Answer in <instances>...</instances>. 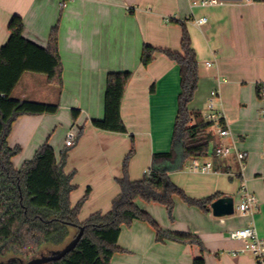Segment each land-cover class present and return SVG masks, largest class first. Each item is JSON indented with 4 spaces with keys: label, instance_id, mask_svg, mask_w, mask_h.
Instances as JSON below:
<instances>
[{
    "label": "crops",
    "instance_id": "0c3cea01",
    "mask_svg": "<svg viewBox=\"0 0 264 264\" xmlns=\"http://www.w3.org/2000/svg\"><path fill=\"white\" fill-rule=\"evenodd\" d=\"M202 1L210 0H0V46L8 41L9 24L16 15L23 18L24 37L44 48L52 30L58 28L62 86L50 83L45 74L26 72L12 96L58 104L59 109L53 114L19 116L8 144L21 148L12 158L16 169L45 143L54 148L58 161L69 149L65 171L74 173L72 205L88 193L79 212L81 222L95 212L111 210L121 191L118 179L123 177L132 137L135 153L128 174L134 181L148 172L155 153L171 148L181 91L179 66L163 53L144 66L141 55L146 44L181 49L183 28L172 19L185 23L199 62L191 111L207 121L208 100L217 90L216 109L231 134L221 137L211 122L212 147L235 144L247 152L242 176L236 175L239 168L233 155L217 158L212 152L201 161H211L218 172L190 170L189 161L169 177L192 198L219 192L233 197L235 205L243 200L244 181L257 197L254 214L217 217L211 205L204 211L176 195L170 216L165 205L137 199L138 207L162 229L198 236L204 251L198 245L158 241L150 222L134 219L122 226L110 264H193L201 255L206 264H258L251 252L241 251L245 240L233 239L229 232L254 227L264 240V2L211 0L213 4L204 5ZM201 17L207 18L203 25L196 22ZM124 71L132 72L121 104L127 132L97 128L92 121L105 114L107 75ZM74 109L79 110L77 118ZM69 132L75 134L70 146L66 143Z\"/></svg>",
    "mask_w": 264,
    "mask_h": 264
},
{
    "label": "trees",
    "instance_id": "16d2710c",
    "mask_svg": "<svg viewBox=\"0 0 264 264\" xmlns=\"http://www.w3.org/2000/svg\"><path fill=\"white\" fill-rule=\"evenodd\" d=\"M172 21L180 23L183 28L181 49L175 51L146 44L141 55L144 66H148L157 53L165 54L179 66L181 91L171 148L167 152L155 153L148 172L142 179L134 181L128 174L129 161L135 153L132 137L131 150L123 163V177L118 179L121 191L114 198L111 210L95 212L81 222L79 212L88 193L75 206L72 205L70 195L75 189L72 182L74 173L65 171L69 149L61 153L58 161L54 148L45 143L19 169L13 166L12 158L21 151L19 146L8 144L13 122L21 115L53 114L59 109L58 104L16 99L12 96L14 88L26 72L45 74L50 83L61 87L63 68L57 26L44 48L24 37L21 16L12 18L10 37L5 45L0 46V264H23V259H30L44 246L64 244L72 229L78 232L81 227L85 231L77 247L60 261L49 264H110L118 250L122 226L129 225L134 219L150 222L156 229L158 241L169 239L198 245L204 251L198 236L162 229L136 203L137 199L161 203L172 216L176 195L204 211H208L212 202L223 195L218 192L200 199L192 198L169 177L170 172L184 169L191 159L208 157L213 152V135L208 131L212 123L204 121L199 113L190 109L200 78L197 54L185 23L178 19ZM131 77L130 71L107 75L105 114L103 119L92 121L95 127L127 132L121 116V104ZM257 92L261 96L259 86ZM78 114L79 110L74 109V118ZM81 134L82 130L77 139ZM9 255L8 260H2ZM193 264H206V260L201 255L194 259Z\"/></svg>",
    "mask_w": 264,
    "mask_h": 264
},
{
    "label": "built area",
    "instance_id": "2783aa9c",
    "mask_svg": "<svg viewBox=\"0 0 264 264\" xmlns=\"http://www.w3.org/2000/svg\"><path fill=\"white\" fill-rule=\"evenodd\" d=\"M202 4H213V1H202ZM63 5V3H62ZM199 25H203L207 22L206 17H201L196 20ZM207 66H211V62H206ZM218 91L213 90L210 94L208 100V110L209 113L206 115V120L208 122H212L216 125L217 131L221 137L229 136L230 130L228 127H225L221 124V117L216 109V99L218 98ZM75 138V134L73 132L68 133L67 145H72ZM213 154L217 158H227L229 156H234L237 163L239 172L236 175L243 174L246 168V158L247 152L238 149L235 144L226 145L223 143H218L213 147ZM207 157H196L190 160L187 168L190 170L198 171L201 173H210V172H218L219 170L216 169L211 161L203 160L202 159ZM242 192H243V200L235 205V212H240L242 214H254V211L257 207V197L255 194L250 193L246 188V182L242 181ZM229 236L233 239H240L245 240L246 244L244 248L241 250L242 252L249 251L251 252L258 264H264V240H262L257 230L254 227H246L237 230H232L229 232Z\"/></svg>",
    "mask_w": 264,
    "mask_h": 264
},
{
    "label": "water",
    "instance_id": "95a60500",
    "mask_svg": "<svg viewBox=\"0 0 264 264\" xmlns=\"http://www.w3.org/2000/svg\"><path fill=\"white\" fill-rule=\"evenodd\" d=\"M212 212L217 217L232 215L235 213V201L231 196H223L211 204ZM85 228L81 227L77 234L67 242L62 248L51 250L49 254H42L39 257L30 259L23 264H49L55 261H60L73 251L84 235Z\"/></svg>",
    "mask_w": 264,
    "mask_h": 264
},
{
    "label": "rangeland",
    "instance_id": "374dc122",
    "mask_svg": "<svg viewBox=\"0 0 264 264\" xmlns=\"http://www.w3.org/2000/svg\"><path fill=\"white\" fill-rule=\"evenodd\" d=\"M40 76H41V78H45V76L42 75V74H40ZM76 234H77V230H76V229H72L70 236L68 237L67 241H66L64 244H62V245H60V246H58V247H55V246H52V245L44 246V247H43V248H42V249H41L36 255H34V256L31 257L30 259L35 258V257H39V256H41L42 254H49L50 251L53 250V249H60V248H62V247H63L67 242H69V241H70V240H71ZM10 257H11V255H9V256H7V257H5V258H2V260L6 261V260H8ZM30 259H23V261H24V262H27V261H29Z\"/></svg>",
    "mask_w": 264,
    "mask_h": 264
}]
</instances>
